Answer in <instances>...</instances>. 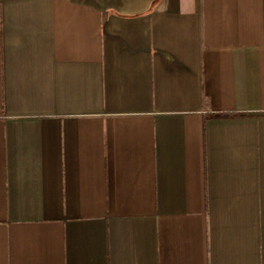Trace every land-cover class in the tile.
Returning a JSON list of instances; mask_svg holds the SVG:
<instances>
[{"label": "crops", "instance_id": "obj_1", "mask_svg": "<svg viewBox=\"0 0 264 264\" xmlns=\"http://www.w3.org/2000/svg\"><path fill=\"white\" fill-rule=\"evenodd\" d=\"M0 264H264V0H0Z\"/></svg>", "mask_w": 264, "mask_h": 264}, {"label": "trees", "instance_id": "obj_2", "mask_svg": "<svg viewBox=\"0 0 264 264\" xmlns=\"http://www.w3.org/2000/svg\"><path fill=\"white\" fill-rule=\"evenodd\" d=\"M234 114L236 115V112Z\"/></svg>", "mask_w": 264, "mask_h": 264}]
</instances>
